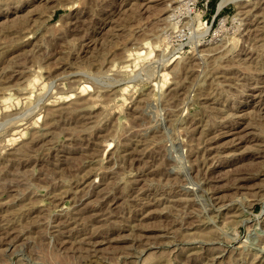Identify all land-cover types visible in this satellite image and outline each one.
Wrapping results in <instances>:
<instances>
[{
  "label": "rangeland",
  "instance_id": "rangeland-1",
  "mask_svg": "<svg viewBox=\"0 0 264 264\" xmlns=\"http://www.w3.org/2000/svg\"><path fill=\"white\" fill-rule=\"evenodd\" d=\"M220 2L0 0V264H264V0Z\"/></svg>",
  "mask_w": 264,
  "mask_h": 264
},
{
  "label": "bare ground",
  "instance_id": "bare-ground-1",
  "mask_svg": "<svg viewBox=\"0 0 264 264\" xmlns=\"http://www.w3.org/2000/svg\"><path fill=\"white\" fill-rule=\"evenodd\" d=\"M231 1H234V0H221V2H220V4L219 5H224V4H226V3H228V2H231ZM246 4H249V3H246ZM151 6V5H150ZM169 6V5H168ZM221 6H219V7H221ZM246 6V5H245ZM147 7V6H146ZM165 7V6H164ZM144 10V9H143ZM246 11V10H245ZM255 13V12H254ZM247 14V13H246ZM252 28V27H251ZM206 30H207V28H206ZM146 47V46H145ZM147 48V47H146ZM144 49H141L140 51L141 52H143V53H146V51H143ZM131 53V52H130ZM133 53V52H132ZM172 57V56H171ZM178 56H175V58H177ZM174 58V59H175ZM173 59V58H172ZM173 59V60H174ZM237 64V63H236ZM163 70V69H162ZM168 73V72H167ZM139 75V74H138ZM163 75L165 76L166 74H165V72H163ZM37 76V75H36ZM140 76V75H139ZM163 78V77H162ZM33 80V79H32ZM34 81H35V79H34ZM158 81V80H157ZM38 84V83H37ZM159 84V83H158ZM157 85V84H156ZM63 98H65V97H63ZM8 119V118H7ZM246 138V137H245Z\"/></svg>",
  "mask_w": 264,
  "mask_h": 264
},
{
  "label": "trees",
  "instance_id": "trees-1",
  "mask_svg": "<svg viewBox=\"0 0 264 264\" xmlns=\"http://www.w3.org/2000/svg\"><path fill=\"white\" fill-rule=\"evenodd\" d=\"M210 2H214V0H210Z\"/></svg>",
  "mask_w": 264,
  "mask_h": 264
}]
</instances>
